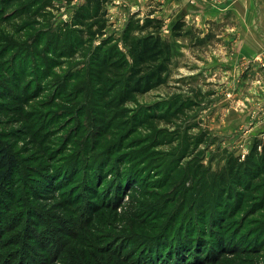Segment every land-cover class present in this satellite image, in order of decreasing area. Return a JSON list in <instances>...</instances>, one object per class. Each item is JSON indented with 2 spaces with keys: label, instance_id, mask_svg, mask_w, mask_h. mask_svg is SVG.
<instances>
[{
  "label": "trees",
  "instance_id": "1",
  "mask_svg": "<svg viewBox=\"0 0 264 264\" xmlns=\"http://www.w3.org/2000/svg\"><path fill=\"white\" fill-rule=\"evenodd\" d=\"M114 1L86 0L77 7L71 21L63 26L66 30L62 29L52 36L50 27L46 29L48 12H43L44 7L47 8L43 0H0V264H10L11 255L15 254L10 245L14 246L17 240L9 238L1 241L2 235L13 229L9 228L12 218L15 227L18 221L25 222L24 228L30 239L29 245L24 241L27 255L32 253L29 252L32 251L31 246L40 245L42 257L45 258L40 264H53L55 259L65 255V248L75 251L69 247L71 241L55 245V240L48 241L43 237L42 233L47 234L48 230L41 229V221L37 218L40 214L36 212L38 208L35 205L36 200L50 197L51 194L59 202L64 200L69 195L65 193V188L73 184L76 187L71 191L84 190L82 193L85 196H81L80 192L75 195L77 197L64 200L65 204L59 203L62 206L60 210L69 211L70 222L74 223V218L77 222L75 227L79 232L73 230L71 233L75 244L97 249L90 234L87 231L82 233L83 229L93 226L92 221L103 208H112L118 214L119 199L110 195L122 188L125 192L135 189L143 180L141 172L147 170H139L138 177L136 174L125 178L123 165L129 161L116 158L117 141L122 146L128 142L134 148L137 156L128 154L129 159H140L143 155L142 162L146 163L149 156L143 151L154 152L163 146L160 138L151 139L150 132L160 131L161 126L165 125L174 127L181 119L185 104L178 98L168 105L148 103L143 106L138 103L140 97L163 85L169 72L173 46L162 35L165 19L155 17L153 10L144 19L140 13L133 14L125 26L120 44L112 36L105 37L110 20L109 5ZM42 16L46 19H42ZM11 26L12 31L7 33ZM171 31L176 38L189 33L182 20L174 21ZM97 39L101 41L95 45ZM78 52L83 56L88 55L87 65L67 72L59 68L65 65L62 58L67 55L71 58ZM49 79H54L52 82L57 86L51 95L45 83ZM41 97L43 100L40 102H32ZM55 101L62 106L58 111L49 108L48 114L42 115L40 125L32 122L37 108L58 107ZM65 117L72 118L69 124L77 118L81 119L78 129L79 133H84L82 143L78 138L73 143L78 145L77 153L71 152L68 145L70 139L67 138V143L60 149L49 147L57 132L65 130L63 123L57 125L59 119ZM172 117L178 119L171 123ZM86 119L93 123L90 128L84 123ZM112 129L114 135L111 138L115 143L109 148L111 139L107 135ZM97 152L108 156L94 157ZM57 161H65L66 165L57 169ZM69 161H73L74 165H67ZM26 162L33 165H26ZM22 164L25 168L21 171ZM54 169L56 175L46 174ZM24 170L47 178L46 185L39 189L32 184L38 180L32 179V174L27 175L24 183L30 201L27 207H24V200L19 195ZM147 174L151 172L147 170ZM109 176H113L112 181L107 183L109 195L106 192L102 195L101 189ZM116 183L118 185L115 187ZM212 186L215 195L210 194L209 200L205 197L198 211L195 208L197 200L192 201L190 196L183 198L181 210L177 207L174 211L171 204L162 208L161 214L168 217L164 230L157 231L146 241L140 237L144 241L142 244L150 242L149 245L157 253L145 258L146 264H183V256L191 253L193 259L202 257L204 253L199 260V264H204L230 252L231 246H234V251L240 249L238 242L233 245L231 241L237 236L225 229L229 220L236 218L242 210H246L247 217L264 212V140H255L244 157L231 155L222 172L214 175ZM52 188L62 193H54L50 190ZM187 203L191 214L182 213ZM12 208L20 211L5 215L12 212ZM82 208V213H78ZM194 216H197L200 228L194 225ZM146 226L154 229L151 224ZM190 228H194V231H190ZM192 235L198 236L192 238ZM162 242L169 243L165 252L161 249ZM254 243L248 246V250L264 252V230L254 237ZM81 252L78 249L79 255ZM87 252L92 256L89 250ZM100 252L114 253L112 247ZM72 260L75 258L72 257ZM81 261L92 264L86 258H81ZM187 262H192L191 258Z\"/></svg>",
  "mask_w": 264,
  "mask_h": 264
},
{
  "label": "rangeland",
  "instance_id": "2",
  "mask_svg": "<svg viewBox=\"0 0 264 264\" xmlns=\"http://www.w3.org/2000/svg\"><path fill=\"white\" fill-rule=\"evenodd\" d=\"M84 2L86 0H43V4H47L43 12H48L46 29L50 27L52 30L50 35L60 33L62 29V31L66 30L63 26L71 21L77 7ZM261 2L263 3L261 0H115L109 5L110 20L105 37L112 36L120 44L125 26L133 14L140 13V17L144 19L152 10L158 11L154 16L164 18L166 21L162 35L170 40L173 46L169 72L163 85L140 97L139 105L145 106L148 103L168 105L176 98L185 105L180 115L181 119L171 118V123L178 119L174 127L165 125L161 126L160 131L157 129L150 132L151 139L160 138L159 142H162L163 146L154 152L144 150L145 155L149 156L146 163L142 162L143 155L140 159H129L128 154L137 156L134 148H131L128 142L122 146L117 141L116 158L129 161L127 165H123L125 178L134 177L139 170L144 169L150 171L151 174L148 175L147 170L142 171L143 180L137 184L135 189L125 192L122 188L118 193L110 195L111 198L119 199L118 214L117 210L103 208L99 210L97 218L92 221L93 226H85L82 233L87 231L90 234L89 237L97 249L92 250L87 245L82 247L75 244V238L72 239L71 233L73 230L79 232L78 227H75L77 222L75 218L74 223L70 222L72 219L69 218L70 212H65V209L60 210L62 206H59V203L65 204L64 200L84 190L71 191L76 187V184H73L65 188L67 191L65 193L69 195L60 202L57 198H53V194L35 201L38 208L36 212L40 214L37 218L41 221V229L48 230L47 234L42 233L43 237L48 238V241L55 240V245L71 241L69 247L72 250L75 249V251H69L65 248V255L55 259L53 264H83L81 258L89 259L92 264H146L145 258L157 253L154 248H151L152 245H149L150 242L142 243L143 240L150 239L157 231L164 230L168 217L166 215L163 217L162 208L171 204L174 211L177 207L181 210V205L184 204L183 198L190 196L192 201L197 200L195 208L198 211L205 197L209 200L210 194L215 195L213 191L215 188L212 186L213 177L226 167L228 158L231 155L244 157L255 140H264V46L259 51L254 52L253 48H250L251 52H244L243 48L236 44L239 37L230 39L225 34L228 32L231 35L233 32L237 35L238 31L243 30L257 31L259 22L255 19L258 14L262 13L258 10L264 9ZM42 19L46 17L42 16ZM176 20H182L185 23V30L189 31L180 38L174 37L171 31V24ZM12 29L11 26L7 33H10ZM259 30L264 31V27H260ZM100 41L101 39H97L94 44L98 45ZM68 57L69 55L62 58L65 65L59 67L65 72L70 69H79L88 63L87 54L83 56L78 52L75 56ZM52 80L54 79L45 82L46 90L50 91V95L57 87L54 86ZM60 99L63 100V98ZM41 100L43 97L32 102L38 103ZM91 102L93 103L92 100ZM55 103L59 102L55 101ZM57 106H51L45 110L37 108L32 122H38L40 125L43 121L42 115L48 114L49 108L58 111L62 107L60 104ZM88 107L92 106L88 105ZM71 119L68 117L59 119L57 125L63 123L66 128L57 132L54 139L50 141L51 149H60L67 143V138L70 139L68 145L71 152H78V145L73 143L77 141V138L82 143L84 133L81 131L79 133L78 129L81 119L77 118L69 124ZM84 123L88 125V128L93 125L90 121L87 122V119ZM36 129L34 126V130ZM113 135L114 129L107 135V138L111 139L109 148L115 143L111 138ZM98 156L107 157L108 155L100 152L94 154V157ZM73 161H69L67 165H74ZM26 165H33V163L26 162ZM55 165L58 169L66 163L57 161ZM24 168L25 165L22 164L21 171ZM28 174H32V179L38 180L32 184L39 189L46 185L47 180L42 176H36L33 171L24 170L21 176L22 184L19 186V195L24 200V207L30 205L24 184L28 179ZM46 174L56 175V170L46 172ZM112 179L113 176H109L105 181L101 194L106 192V195H109L110 188L107 189V183ZM81 183L84 186L83 181ZM117 185L116 183L115 187ZM50 190L54 192L55 188ZM54 193L62 192L56 190ZM81 196H85V193ZM174 196L177 198L174 199ZM189 206L187 203L182 213L191 214ZM82 210L84 208L78 213H82ZM19 211V209L12 208V212H7L5 215L16 214ZM247 215L246 210H242L236 218L229 220L228 226L224 228L228 233L231 231L238 237H234L231 241L233 245H235L234 242H238L241 245L240 249L234 251L232 250L234 246H231L230 252L204 264H264L263 251L255 253L253 250H248L249 245L255 244L254 237L258 236L260 230H264V212L251 217ZM191 220L190 217L189 221ZM10 221L9 228L13 227V229L3 234V238L1 237L3 242L9 238L17 240L14 246L10 245L15 253L11 255L10 264H40L43 262L45 258L42 257L43 252L38 243L31 246L33 248L32 251L29 250L32 252L29 253L30 255L26 254L25 244L29 245L30 239L24 228L25 222L19 223L18 221L15 227V223L12 222L13 218ZM146 224H151L154 229L151 230V227H147ZM194 225L200 228L197 216H194ZM41 229L40 232H42ZM190 231H194V228H190ZM169 232L172 233L171 230ZM197 236L192 235V238ZM140 237L144 239L141 240ZM258 240L259 238L256 240L257 244ZM162 243L164 244L161 249L165 252L169 243ZM110 247L114 253L100 252L101 249H110ZM78 249L82 251L81 255L77 253ZM88 250L92 256L88 254ZM203 255L204 253L202 257ZM72 257L75 258L74 261ZM202 257L193 259L192 253L185 254L183 264H186L188 258H191L192 262H187V264H199Z\"/></svg>",
  "mask_w": 264,
  "mask_h": 264
},
{
  "label": "crops",
  "instance_id": "3",
  "mask_svg": "<svg viewBox=\"0 0 264 264\" xmlns=\"http://www.w3.org/2000/svg\"><path fill=\"white\" fill-rule=\"evenodd\" d=\"M263 1V3L261 2V4L264 6V0H261ZM244 2V1H243ZM243 5H245L243 3ZM136 6V5H135ZM262 11L261 14H258L257 15V18L255 20H258L259 22V29L260 27H264V9H259L258 12ZM158 13V11H155L154 12V15H156ZM247 20H253V19H247ZM257 30V31H238L237 32V35L232 34L229 35L228 32H226V36L230 39H234L235 37H239V41L236 42L237 46L240 45L242 48H243V51L244 52H251L250 51V48H253V51H259L262 49V47L264 46V31L262 30ZM241 35V36H240ZM228 40V39H227ZM228 44L229 41H227ZM233 44V42L231 43Z\"/></svg>",
  "mask_w": 264,
  "mask_h": 264
}]
</instances>
